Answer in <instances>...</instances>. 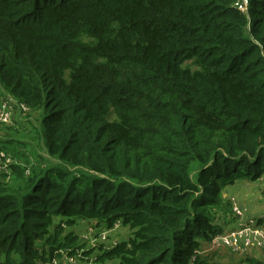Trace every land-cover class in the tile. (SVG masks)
Listing matches in <instances>:
<instances>
[{
  "label": "trees",
  "instance_id": "16d2710c",
  "mask_svg": "<svg viewBox=\"0 0 264 264\" xmlns=\"http://www.w3.org/2000/svg\"><path fill=\"white\" fill-rule=\"evenodd\" d=\"M237 1L0 0V108L41 111L46 154L0 138V264H217L226 188L264 179V0Z\"/></svg>",
  "mask_w": 264,
  "mask_h": 264
},
{
  "label": "rangeland",
  "instance_id": "374dc122",
  "mask_svg": "<svg viewBox=\"0 0 264 264\" xmlns=\"http://www.w3.org/2000/svg\"><path fill=\"white\" fill-rule=\"evenodd\" d=\"M40 118H41V111H30L22 107L21 105H19L9 94H6L5 100L2 103L1 108H0V138L12 137L14 139L19 140V142L26 143V153H28V151H30L31 149H36L39 153L45 156L46 154H45V151L42 149L41 144L37 141V139H34L35 133L33 131V128H37V126L40 123ZM4 125L10 126L12 129L5 131L3 128ZM28 148L30 150H28ZM20 151H23V149H20ZM0 153L3 154L2 152ZM2 158H5L6 160H10L11 163H16L17 161L15 158H12V156L9 153L7 154L4 153L1 159ZM258 182L259 183L256 184L255 186H251L252 183H249V181H244V182L239 181L236 184L235 188L243 187L242 191L250 190L251 193L257 192L258 195H257V198L255 199V201L257 202L258 200L261 199V197H263V192H264L263 181L261 182V180H258ZM235 197L236 196L234 197L229 196L228 199L230 200L231 198H234L235 204H238L239 206V203L236 199L237 197L236 198ZM248 201H250V197H248ZM86 226H87V223L84 222L83 227L85 228ZM112 230L113 231L116 230L111 235L113 238H109L107 240L110 231L106 232L107 237H105V239H101L98 237L101 231L94 228V232L92 231V238L86 239L87 240L86 242L88 243L89 246H95L97 243H99V241L104 242L105 246H109L113 242L117 243L121 240L127 239L130 233L129 229L123 226H118L117 228L112 229ZM77 231H78V228H77ZM81 232L82 231H79V233ZM96 251L97 250H95V252ZM78 262H82L84 264H99V263H94L92 258H86L84 260H80L76 257H74L73 261H70L68 260V258L64 257L61 264H76Z\"/></svg>",
  "mask_w": 264,
  "mask_h": 264
},
{
  "label": "built area",
  "instance_id": "2783aa9c",
  "mask_svg": "<svg viewBox=\"0 0 264 264\" xmlns=\"http://www.w3.org/2000/svg\"><path fill=\"white\" fill-rule=\"evenodd\" d=\"M235 5H237L243 12H247L248 10V0H238ZM2 156L3 154L0 153V170L4 167L1 165ZM9 162L10 160L5 159V163ZM230 202L231 212L226 214L225 220L235 221V226L212 236L209 239V244L206 250L212 251L222 246H226L234 252L242 254L248 249L256 247L264 257V219L261 221L255 219H248L245 221L243 210L238 206V204H235L234 198H231ZM114 228H116V226H114ZM92 231L94 232V228H88L83 231L81 233L82 240L87 241L86 239H91ZM106 232L108 231H101L98 237L105 239V237H107ZM204 251L205 250L201 249L199 252L203 253ZM65 257L70 261H73L74 259V257ZM54 263H56V260Z\"/></svg>",
  "mask_w": 264,
  "mask_h": 264
},
{
  "label": "crops",
  "instance_id": "0c3cea01",
  "mask_svg": "<svg viewBox=\"0 0 264 264\" xmlns=\"http://www.w3.org/2000/svg\"><path fill=\"white\" fill-rule=\"evenodd\" d=\"M259 180H261V182L263 181V184H264L263 178H260ZM241 181L244 182L248 180H241ZM238 182L226 188L224 192L225 198L228 199L229 196L237 197L235 198L237 199L239 206L243 210L245 221L248 219H255L259 221L263 220L264 219V198L261 197V199L256 202L255 199L257 198L258 193L257 192L255 193L253 191H252L253 193H251L250 190L242 191L243 187L235 188ZM249 183H252L251 186H255L259 182L258 180H255V181H249ZM248 197H250V201H248ZM83 223L84 222L82 223L80 222V224L77 226L78 230L82 232L83 230L85 231V228H86V227L85 228L83 227ZM219 223L220 225L223 226V230H227L228 228H232L235 226V221L233 220L226 222L225 219H222L219 221ZM114 231L113 230L110 231L107 240L109 238H113L111 235ZM115 243L116 242H113L112 244H115ZM208 244H209V241L204 242L202 244V249L205 251L201 254L205 255L207 259L209 258L208 259L209 261L215 262L217 264H243V262L244 264L246 263L251 264L256 261H259V264H264L263 254L256 247L248 249L242 254H238L226 246H222L220 248H217L216 250L207 251L206 248ZM61 262L59 264H61ZM76 264H84V263L78 262Z\"/></svg>",
  "mask_w": 264,
  "mask_h": 264
}]
</instances>
